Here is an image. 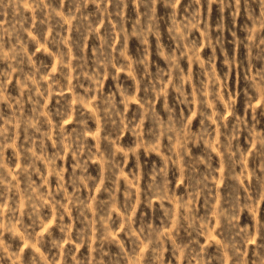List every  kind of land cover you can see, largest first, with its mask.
I'll use <instances>...</instances> for the list:
<instances>
[{
  "label": "rangeland",
  "instance_id": "374dc122",
  "mask_svg": "<svg viewBox=\"0 0 264 264\" xmlns=\"http://www.w3.org/2000/svg\"><path fill=\"white\" fill-rule=\"evenodd\" d=\"M0 264H264V0H0Z\"/></svg>",
  "mask_w": 264,
  "mask_h": 264
}]
</instances>
